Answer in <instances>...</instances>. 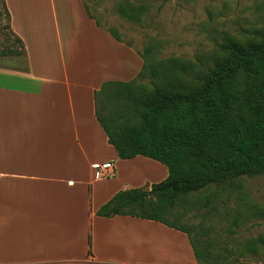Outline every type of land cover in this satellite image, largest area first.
I'll use <instances>...</instances> for the list:
<instances>
[{"label":"crops","instance_id":"0c3cea01","mask_svg":"<svg viewBox=\"0 0 264 264\" xmlns=\"http://www.w3.org/2000/svg\"><path fill=\"white\" fill-rule=\"evenodd\" d=\"M5 2L24 48L0 55V264H198L185 232L95 213L118 190L168 174L143 155L120 159L94 113V91L136 77L142 57L97 26L82 0ZM104 161L115 174L95 177Z\"/></svg>","mask_w":264,"mask_h":264},{"label":"trees","instance_id":"16d2710c","mask_svg":"<svg viewBox=\"0 0 264 264\" xmlns=\"http://www.w3.org/2000/svg\"><path fill=\"white\" fill-rule=\"evenodd\" d=\"M116 7L132 21L144 9L128 0ZM9 21L0 0V55L24 48ZM103 28L121 41L113 28ZM140 56L136 77L104 81L94 91V113L120 159L143 155L165 164L168 174L149 187L118 190L95 213L159 221L187 234L198 264H225L204 233L177 223L175 207L211 184L264 175V27L248 37L224 34L214 50L194 59ZM144 75L151 87L136 80Z\"/></svg>","mask_w":264,"mask_h":264},{"label":"rangeland","instance_id":"374dc122","mask_svg":"<svg viewBox=\"0 0 264 264\" xmlns=\"http://www.w3.org/2000/svg\"><path fill=\"white\" fill-rule=\"evenodd\" d=\"M83 1L99 24L118 33L119 42L152 61L194 59L214 50L224 34L248 37L264 27V0H128L144 6L138 21L118 13L121 0ZM136 80L151 87L147 75ZM131 168L150 174V167ZM128 170L124 165L120 176L129 177ZM175 208L177 223L204 233L225 264H264V175L211 184L180 199Z\"/></svg>","mask_w":264,"mask_h":264},{"label":"built area","instance_id":"2783aa9c","mask_svg":"<svg viewBox=\"0 0 264 264\" xmlns=\"http://www.w3.org/2000/svg\"><path fill=\"white\" fill-rule=\"evenodd\" d=\"M95 177H112L115 172V166L112 161H104L95 165Z\"/></svg>","mask_w":264,"mask_h":264}]
</instances>
